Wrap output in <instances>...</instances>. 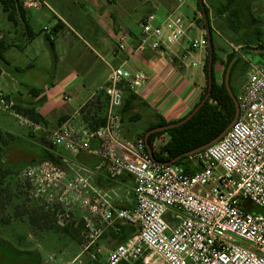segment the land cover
<instances>
[{"label": "built area", "instance_id": "1", "mask_svg": "<svg viewBox=\"0 0 264 264\" xmlns=\"http://www.w3.org/2000/svg\"><path fill=\"white\" fill-rule=\"evenodd\" d=\"M22 1L27 9L45 4L44 0ZM203 20L198 9L188 20L175 12L160 20L150 13L141 23L138 49L150 47L167 55L171 63L178 60L186 67L203 68L206 58L189 56L208 51ZM44 31L52 37L51 28L45 26ZM193 31L199 37L193 38ZM129 39L127 30H119L115 47L127 50ZM176 46H180L179 53L174 51ZM243 57L247 76L236 94L237 119L219 140L189 153L185 164L153 158V152L161 153L170 140L168 132L154 138L152 153L143 138L130 141L119 135L117 109L124 102L120 83L138 92L148 79L143 71L112 68L99 87L108 101L104 125L91 127L97 110L93 94L74 117L49 131L53 145L73 155L87 152L102 158L111 178L128 173L134 180L133 208H114L110 201H101L99 192L85 178L62 175L49 160L25 166L20 175L42 192L62 190L59 199L68 212L58 222L76 225L79 222L74 215L80 213V222L86 227L80 234L85 250H90L98 234L87 210L110 223L122 219L138 227L136 234L110 250L108 264H135L147 250L160 255L167 264H264V214L253 213L245 205L248 201L264 208V50ZM0 109L14 114L22 127L42 129L41 123L19 112L15 99L1 88ZM58 185H64V190Z\"/></svg>", "mask_w": 264, "mask_h": 264}, {"label": "crops", "instance_id": "2", "mask_svg": "<svg viewBox=\"0 0 264 264\" xmlns=\"http://www.w3.org/2000/svg\"><path fill=\"white\" fill-rule=\"evenodd\" d=\"M111 1L114 2L115 0ZM160 1V5H155L158 7V14L161 16L158 17L159 20L164 19L172 12L179 13L186 18L182 11L184 1L180 3H178L180 0H172V3H169L168 0ZM44 2L45 4L38 9L24 8V20L18 18L17 24L14 25L10 21L12 26L6 24L4 28H0L3 38L13 44L6 52V57L11 61V65L3 68L0 75V88L5 93L10 94L18 103L26 104L30 101L38 102L41 98L44 99L39 106V111L48 120V125L42 124V129L38 131V134H44L46 141L49 140V131L58 128L69 118L74 117L79 107L91 95L100 96V85L107 81L112 68L115 67H122L131 72L143 71L147 74V81L138 92H134L167 121L184 117L198 102L201 94L198 86L193 82L200 78V74L197 75L199 72L193 71L187 74L186 69L188 67L180 64V62L178 64V60L171 63L167 55L150 47L145 50L138 49L142 32L133 25L138 23L141 26L142 21L152 13L151 9L140 20L136 18L135 21L134 19L131 21V19H123L125 13H121L120 16L115 12H110L106 2L102 0L82 1L86 3L84 9L87 13H82L74 8V3L79 5L80 2L68 0H44ZM169 5L173 10L170 11ZM191 7L195 14L197 0H194ZM58 22L62 28L54 38L55 57L50 47L53 59L51 76L48 80L38 83L35 78L37 74H34L38 71L36 63L30 61L21 65L7 54L18 49L28 57L26 52L32 48L35 49L33 58L37 59L43 36L50 46L44 27L48 26L52 29ZM28 29L35 33L33 37L28 36ZM121 29L127 30L130 34L127 50H119L115 47L114 37ZM82 32L94 36L95 43L88 41ZM179 49L180 46H176L174 51L178 52ZM198 52L200 51L190 53L189 56L198 58ZM200 68L198 69L202 70ZM44 70L49 72L48 69ZM192 73L196 78L191 77ZM20 74L22 78L19 76ZM30 87L42 88L43 91L33 97L29 91ZM145 113L147 121H149L152 114ZM143 121L145 123L142 126L139 123L135 126L126 124L125 128V125L120 124L119 135L127 140L135 141L138 138L137 135L146 126V120ZM49 144L53 148L46 149V146L37 144V147L40 146L41 148L38 147L35 150L39 154L38 157L43 152V148L48 152L50 151L52 157L45 161H53L60 174L69 178L79 174L88 181L92 188L99 192L101 201H110L114 208H133L135 206L134 180L128 173H123L113 179L108 174L107 162L102 158L87 152L73 155L62 146H55L50 141ZM82 156L85 157V160L81 159ZM58 186L63 190L65 188L64 185ZM59 191L62 192L60 189ZM249 203L251 202L246 201L245 205L250 206ZM87 214L92 218L93 231L98 234L90 250H85L83 246L77 249V257L74 256V259L79 260V263H82L86 257L98 258L97 254L100 255L102 251H106L109 256L110 250L120 243L116 238H112L108 231L118 233L117 223H129L122 219L110 223L103 218L96 217L90 210H87ZM58 224L64 226L61 222ZM61 226L58 227L65 234L60 233L63 236H59V239L67 236V238L77 240L66 233ZM53 258L55 259L56 256L54 255ZM62 261L63 259L61 263ZM67 263L71 264L70 262Z\"/></svg>", "mask_w": 264, "mask_h": 264}, {"label": "rangeland", "instance_id": "3", "mask_svg": "<svg viewBox=\"0 0 264 264\" xmlns=\"http://www.w3.org/2000/svg\"><path fill=\"white\" fill-rule=\"evenodd\" d=\"M68 1L80 2L79 5L74 3V8L80 10L82 13H87L84 9L86 3L82 2L85 0ZM102 1L106 2L110 12H115L120 16L122 15L121 13H125L123 19H131V21L134 19L135 21L137 18L140 20L150 9L157 17H161L157 12L158 7L155 6L161 4L160 0H115L114 2L108 0V3L107 0ZM168 1L172 3V0ZM182 1H184L182 11L186 17L185 19H192L194 12L191 5L194 0H180L178 3ZM203 1L210 12V24L213 29V42L217 54V62L215 65L217 80L222 82L230 54L236 53L242 59V62L239 64L240 68L238 67L233 79H230L229 82L230 89L233 93L237 94L239 87L247 76L244 68L246 66V60L243 55L247 56L250 53L252 54L255 49L259 50L260 47H264V0H244V2L236 5L239 9L237 11L232 7L224 9V4H226L227 0ZM169 9L170 11L173 10L171 5H169ZM6 24L12 26V23L8 21L6 13L0 5V28H4ZM133 26L137 30H141L140 24L136 23ZM82 35L91 43H95L94 36L87 35L84 32H82ZM191 36L193 38L199 37V33L193 31ZM45 39L43 36L40 44L39 57L37 59L33 58L35 49L32 48L26 52L28 57L18 49H14L7 54V56L15 62L18 61L21 65L30 61L36 63V69L38 71L34 74H37L35 78L38 83L48 80L52 71L53 59L50 46ZM207 54L208 51L206 53L203 51L198 52L197 57L198 59H204ZM198 68L189 66L186 72L187 74L193 71H196V73L199 72L197 75L200 74V78L195 80L193 84L198 86L201 94L206 87L207 81L203 68L202 70ZM44 69H48L49 72H45ZM19 76L22 78L21 74ZM191 77L196 78L193 73ZM6 94L10 95L8 93ZM18 120L14 114L0 109V127L14 135L11 139L7 138V143L10 147L8 158L15 164L21 165L17 172L12 171L11 174L3 176L2 183L0 184V243L8 242L18 250L35 252L41 259V264H69L67 262L71 264H108V253L106 251H102L98 258L86 257L83 259L84 261L82 260V263H79V260L74 259V256L77 255V249L82 246L80 244L83 241L82 238L72 240L64 236V238L59 239V236H63L62 234L64 232L60 230L61 228L58 227L57 222L64 218L62 216L63 213L66 214L68 212L66 211L65 205L59 199L61 191L53 188L49 191L42 192L38 190V186H33L27 179L20 175L22 168L31 165V162L38 158L39 154L35 149L40 146L37 147V144H42L45 147L48 146L49 140L46 141L47 139H45L44 134H38V131L30 127H22ZM143 123L145 122H142V124L140 122V125L142 126ZM51 147L49 144V148ZM249 204L250 206L246 205L249 211L264 214V208L253 203ZM74 216L78 220L76 222H79L76 226L86 229L84 223L80 222V213L77 212ZM63 221H66V219ZM70 225H75V223ZM1 248L0 246V255L3 253ZM4 252V257H0V264H21L17 259L11 260L5 249ZM54 255L56 256L55 259L53 258ZM62 259L63 261L61 263ZM135 264H167V262L157 253L147 250L139 263Z\"/></svg>", "mask_w": 264, "mask_h": 264}, {"label": "trees", "instance_id": "4", "mask_svg": "<svg viewBox=\"0 0 264 264\" xmlns=\"http://www.w3.org/2000/svg\"><path fill=\"white\" fill-rule=\"evenodd\" d=\"M247 1V0H245ZM244 2V0H227L224 4V9L234 8L235 11L239 10L236 5ZM0 5L3 11L7 14V18L14 25L18 23V18H25V11L23 7L22 0H0ZM203 5V7L201 6ZM197 9L200 10L204 15V20L202 26L208 30V40L211 41V50L208 47V54L206 56V62L203 67L205 77H206V87L201 93L198 102L190 110L188 114L178 120L167 121L162 115H160L155 109H153L141 96L135 93L130 86L121 82L120 86L124 89V102L120 107L118 114L120 116V124L128 126H135L140 122L146 120L147 124L142 129V133L138 135L145 140V145L147 150L151 153L152 142L154 138L164 132H168L170 135V140L163 147L161 153L153 152L152 156L157 161L185 164V158L187 155L193 151L204 148L208 143L216 141V139L224 134L230 129L234 121L238 116V105L236 101V94H231L230 90L226 84V73L228 66L231 61L233 64L230 70L229 79H233L234 73L242 62L240 56L236 53H232L228 56V63L224 70V78L222 82H219L215 73V65L217 62V54L215 52L214 42H213V29L210 24V12L203 0H197ZM62 28L61 24L58 22L52 29L51 34L48 35V42L51 47L53 56L55 57V40L57 33ZM35 35L30 29H28V36L33 37ZM13 46L11 42H8L3 37L0 38V75L3 68L11 65V61L6 57L7 50ZM256 50V49H255ZM264 50V47L259 49ZM213 53V67L212 75L210 81V54ZM246 63V62H245ZM244 66L247 72V63ZM240 68V67H239ZM30 93L33 97L39 95L43 89L30 87ZM100 96L96 97L95 104L97 110L94 116L91 117L92 124L91 127L102 126L106 122V112L108 107V101L104 92L99 93ZM16 101V108L19 112H22L25 116L29 117L35 122L41 123L43 125H48V120L40 113L39 106L44 101V99L38 100V102L30 101L26 104L18 103ZM145 112L152 114V118L147 121V115ZM146 118V119H145ZM88 119V116L85 117ZM62 123V122H61ZM131 129V127H128ZM163 128L162 130H156ZM148 136L147 134L152 131ZM14 135L10 132L3 130L0 127V184L2 183L3 176L6 174H11L12 171L17 172L20 164H15L8 158L10 147L7 143V138H13ZM147 137V139H146ZM49 143V142H48ZM49 149V144L46 146ZM45 148L42 149L43 152L37 160H33L31 165L38 164L51 158L50 151L48 152ZM53 153V152H52ZM83 158V159H82ZM85 157H81L82 160ZM33 221L35 219L32 218ZM58 223V222H57ZM58 226H61L57 224ZM70 226V227H69ZM66 233H69L74 239H79L81 236V230L83 227H77L76 225L65 224L61 226ZM72 228V230H71ZM118 233L108 231V234L112 238H116L119 243L124 242L127 238L138 232V228L132 224H116ZM3 253L0 257H4V249L11 260H19L21 264H41V259L35 252L21 251L14 247L8 242L0 243ZM10 254V255H9ZM16 257V258H15ZM99 257V254H97ZM139 263V262H137ZM128 264V263H121Z\"/></svg>", "mask_w": 264, "mask_h": 264}, {"label": "water", "instance_id": "5", "mask_svg": "<svg viewBox=\"0 0 264 264\" xmlns=\"http://www.w3.org/2000/svg\"><path fill=\"white\" fill-rule=\"evenodd\" d=\"M201 6L203 7V5H201ZM209 47H210V50H211V41H209ZM232 64H233V61L230 62L229 66H228V69H227V73H226V84H227V87H228V89L230 90L231 94H233V92H232V90L230 89V85H229L230 79H229V77H230V70H231V66H232ZM209 67H210V81H211V80H212V79H211V75H212V67H213V53L210 54ZM233 95H234V94H233ZM162 129H163V128L156 129V130H162ZM153 131H155V130L150 131V132L147 134V136H148L151 132H153ZM221 137H222V135L219 136V137L216 139V141L219 140ZM146 139H147V137H146ZM216 141H214V142H216ZM214 142L208 143V144L205 145L204 147H207V146H209L210 144H212V143H214Z\"/></svg>", "mask_w": 264, "mask_h": 264}]
</instances>
